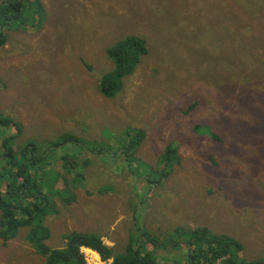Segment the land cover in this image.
<instances>
[{
	"label": "rangeland",
	"instance_id": "rangeland-1",
	"mask_svg": "<svg viewBox=\"0 0 264 264\" xmlns=\"http://www.w3.org/2000/svg\"><path fill=\"white\" fill-rule=\"evenodd\" d=\"M40 1L35 25L9 31L0 47V118L21 128L0 125V164L10 135L17 151L33 143L50 153L74 134L84 150L108 153L66 144L46 156L43 166L62 171V154L77 155L84 176L67 192L75 202L57 200L46 218L48 247L96 232L121 253L135 225L163 244L206 228L234 238L244 261L264 260V0ZM128 36L143 39L148 54L105 98L107 50ZM129 130L145 135L132 158L119 150ZM168 146L179 162L163 178ZM27 231L0 241V264H45ZM183 248L158 250V264ZM82 251L88 264L112 262Z\"/></svg>",
	"mask_w": 264,
	"mask_h": 264
},
{
	"label": "trees",
	"instance_id": "trees-1",
	"mask_svg": "<svg viewBox=\"0 0 264 264\" xmlns=\"http://www.w3.org/2000/svg\"><path fill=\"white\" fill-rule=\"evenodd\" d=\"M42 14L40 0L1 2L0 47L8 43L9 31L32 27L37 22V17ZM147 54L145 41L137 36H128L108 48L107 56L113 64V70L101 77L98 85L100 94L105 98L116 97L123 90L125 80L133 75ZM0 125L14 126L21 132L20 126L8 118H0ZM144 137L143 131H127L125 138L128 141L124 139L125 144L119 149H122V155L127 154V150L128 157L132 158L131 152ZM15 138L16 135L6 137L3 142L4 149L1 147L0 241L5 245L18 237L21 230L27 229L26 241L44 258L45 264H88L83 248L97 252L103 262L112 261L110 264H158V250H169L170 247H180L181 244L184 245L181 255L171 260L172 264H264V260L253 263L244 261L238 256L241 245L234 238L213 235L206 228L182 231L181 235L185 240L172 239L171 242L163 244L141 232L142 229L136 230L135 225L134 230L128 234L127 245L121 253H116L113 247L103 242L101 235L93 232H70L64 237V248H49L46 242L50 238V231L45 224L46 218L57 211V200L65 205L75 202L76 195L67 192L72 191L74 184H77L74 179H83L84 176L76 172L77 155L62 154V171L43 166L46 156L66 144H75L81 151L90 153L103 155L107 152L103 149L84 150L79 138L74 134H63L50 147L52 152L42 154L37 152L33 143L17 151L12 143ZM162 159L170 169L163 173V178H168L179 162L176 150L168 146ZM61 181L64 183L63 187H58L57 184ZM147 245H151L153 250H149Z\"/></svg>",
	"mask_w": 264,
	"mask_h": 264
},
{
	"label": "bare ground",
	"instance_id": "bare-ground-1",
	"mask_svg": "<svg viewBox=\"0 0 264 264\" xmlns=\"http://www.w3.org/2000/svg\"><path fill=\"white\" fill-rule=\"evenodd\" d=\"M94 255V258H96L97 260H98V254H96V253H93ZM99 264V263H98Z\"/></svg>",
	"mask_w": 264,
	"mask_h": 264
},
{
	"label": "crops",
	"instance_id": "crops-1",
	"mask_svg": "<svg viewBox=\"0 0 264 264\" xmlns=\"http://www.w3.org/2000/svg\"><path fill=\"white\" fill-rule=\"evenodd\" d=\"M93 233H96V232H93ZM97 234V233H96ZM99 235V234H98ZM103 242H104V239H103ZM127 245V244H126ZM126 245H125V247H126ZM124 252V251H123ZM172 262V261H171ZM172 264V263H171Z\"/></svg>",
	"mask_w": 264,
	"mask_h": 264
}]
</instances>
